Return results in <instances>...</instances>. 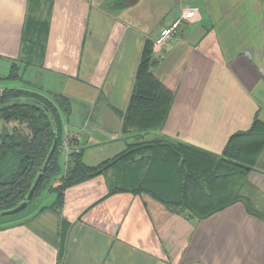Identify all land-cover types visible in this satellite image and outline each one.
I'll list each match as a JSON object with an SVG mask.
<instances>
[{"label": "crops", "instance_id": "0c3cea01", "mask_svg": "<svg viewBox=\"0 0 264 264\" xmlns=\"http://www.w3.org/2000/svg\"><path fill=\"white\" fill-rule=\"evenodd\" d=\"M190 7L198 14L156 44L161 29ZM34 15L46 29L41 55L29 58ZM146 46L170 106L146 130L123 132ZM12 63L16 79L8 78ZM8 83L67 100L63 131L88 166L135 138H166L219 156L254 120L260 128L253 142L243 140V152L262 149L248 166L242 200L205 218L136 191L145 166L130 159V173L120 174V161L66 188L61 205L52 191L29 215L4 218L0 264H264V0H0V89ZM115 187L124 190L101 199Z\"/></svg>", "mask_w": 264, "mask_h": 264}, {"label": "trees", "instance_id": "16d2710c", "mask_svg": "<svg viewBox=\"0 0 264 264\" xmlns=\"http://www.w3.org/2000/svg\"><path fill=\"white\" fill-rule=\"evenodd\" d=\"M29 18L27 34L32 38L38 25L34 23L36 21L34 16ZM43 23L45 32L46 22ZM30 31L32 35L29 34ZM38 31L36 33H39ZM30 40L27 45L29 50ZM154 62L152 48L146 46L139 63L137 80L129 104L123 114V132L133 126L141 131L146 130L145 126L148 123L153 124V119H156L158 114H164L169 109L171 96L159 86L150 70ZM8 78H18V68L14 63L11 64ZM17 99L20 101L17 102ZM4 104L8 105L0 109V120L8 123L11 130H0V210L11 208L24 199L36 174L40 171L54 138H56V148L43 173L35 198L42 189H48L57 194L55 205H61L66 188L99 175L120 161L130 160L136 152L164 149L166 153L177 157L176 169L180 180L178 199L172 202L156 194L150 186L148 187L145 176L142 181L141 176L139 177L136 191L149 192L171 209L176 207L188 209L198 218H205L242 200L239 192L250 170L248 166L262 149V147H251L247 152H243L245 147L243 140L253 142V137L250 135L255 129L260 128L258 120H254L249 133H234L219 156L189 146L176 145L166 138H153L145 140L146 142L130 143L125 151L101 167H96L88 166L82 161V151L74 145L75 142L71 138L69 142L71 147L68 151L70 164L66 172L58 177V183L54 184L51 183V179L59 171L57 155L63 150L62 142L65 136L61 112L69 111L67 100L60 95L49 99L32 90L5 87L0 89V107ZM261 138L264 142V135ZM138 159L144 161L142 156ZM143 166L145 170L148 169L145 162ZM120 190L124 189L112 188L101 199Z\"/></svg>", "mask_w": 264, "mask_h": 264}, {"label": "rangeland", "instance_id": "374dc122", "mask_svg": "<svg viewBox=\"0 0 264 264\" xmlns=\"http://www.w3.org/2000/svg\"><path fill=\"white\" fill-rule=\"evenodd\" d=\"M34 23L37 24L36 26V31L39 33H36V31L33 32V37L30 40V52L28 56L29 58H34L35 56H40L43 50V33H44V23L41 19H36V15H34ZM180 27V26H179ZM44 59V58H43ZM9 86V83L6 84L3 87ZM25 89V88H23ZM28 90V89H25ZM6 123V122H5ZM4 124V123H3ZM0 130H11V126L6 123ZM152 139V138H151ZM145 140L147 139H141V138H135L133 142L140 143V142H146ZM129 146V145H128ZM118 155V154H117ZM115 155V156H117ZM115 156L111 158H107L98 164L94 165L96 167H101L103 164L109 162L111 159H113ZM133 161H139L138 156H142L144 158V161H140L139 165V170L140 168L143 167V163L145 162V165L148 167L146 169V174H145V182H148V187L150 186L153 191L158 194L159 196L167 199V200H172V202L176 201L178 199V194H179V189H180V180H179V174L176 169L177 166V157L171 153H166L164 149H156L154 152H148V151H139L136 152L135 154L132 155ZM66 155H65V150H62L58 155H57V162L59 165V171L56 173L54 178L51 179V183L55 182V179L60 177L62 173L64 172L66 168ZM130 164V163H127ZM127 164L124 162H121L119 166V173H123L125 171L129 172L127 169ZM137 168V167H136ZM126 172V173H127ZM130 173V172H129ZM133 175V174H132ZM131 175V176H132ZM135 176H132V178ZM136 177V176H135ZM127 181V180H126ZM119 185H122L121 182H119ZM147 186V185H146ZM52 191H49L48 189H42L39 196L36 197V205L38 203H47V200L49 199L50 196H54V194L51 193ZM36 205H31L29 206L28 210L17 216L13 217H2L0 218V222L5 219L9 218H20L23 215L27 216L29 215V212H31V209L36 206ZM40 205V204H39ZM5 218V219H4Z\"/></svg>", "mask_w": 264, "mask_h": 264}, {"label": "water", "instance_id": "95a60500", "mask_svg": "<svg viewBox=\"0 0 264 264\" xmlns=\"http://www.w3.org/2000/svg\"><path fill=\"white\" fill-rule=\"evenodd\" d=\"M26 100H28V99H26ZM16 101L19 102L20 100L17 99ZM33 101L36 102L37 104H41L39 101H35V100H33ZM7 105L8 104L2 105L0 107V109L7 106ZM55 148H56V138L53 139L52 144L49 148V151L45 157V160H44L43 164L41 165L40 171L36 174V176L33 180V183L30 186L28 192L26 193L24 199L21 200L17 205H15L11 208L0 210V218H2V217H13V216L15 217L17 215H21L28 210L29 206L36 205L35 195H36L38 188H39V185L42 181L43 173L46 170V168H47V166L51 160V157L53 155ZM59 150H61V148H59Z\"/></svg>", "mask_w": 264, "mask_h": 264}, {"label": "built area", "instance_id": "2783aa9c", "mask_svg": "<svg viewBox=\"0 0 264 264\" xmlns=\"http://www.w3.org/2000/svg\"><path fill=\"white\" fill-rule=\"evenodd\" d=\"M198 14V9L196 7H190L186 9L182 16L174 19L171 24L161 29V31L158 33V35L155 38V43L158 45H163L166 39L169 37H172V35L175 33L176 29L182 25V22L184 20H188L193 18ZM70 140L71 137L65 135L62 142V147L67 152L70 150Z\"/></svg>", "mask_w": 264, "mask_h": 264}]
</instances>
